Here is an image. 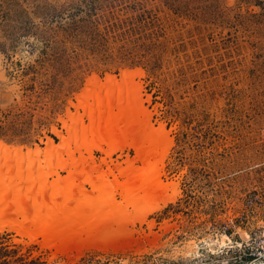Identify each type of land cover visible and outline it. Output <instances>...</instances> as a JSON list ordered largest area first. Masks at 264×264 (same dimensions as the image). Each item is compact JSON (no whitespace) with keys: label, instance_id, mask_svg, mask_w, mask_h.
Segmentation results:
<instances>
[{"label":"rangeland","instance_id":"374dc122","mask_svg":"<svg viewBox=\"0 0 264 264\" xmlns=\"http://www.w3.org/2000/svg\"><path fill=\"white\" fill-rule=\"evenodd\" d=\"M131 71L142 74L120 146L69 140L62 159L0 165L22 207L2 220L0 245L15 251L3 264H236L244 239L264 243V0H0V146L45 152L88 124L75 105L95 78ZM70 152L87 170L65 206L53 187ZM55 207L74 235L67 250L57 234L55 245L27 235ZM86 218L98 229L77 237Z\"/></svg>","mask_w":264,"mask_h":264},{"label":"bare ground","instance_id":"6f19581e","mask_svg":"<svg viewBox=\"0 0 264 264\" xmlns=\"http://www.w3.org/2000/svg\"><path fill=\"white\" fill-rule=\"evenodd\" d=\"M141 72L138 71H131V72H120V77H116V76H108L107 78H103V79H97L95 78L90 85L87 86L86 91L84 92L83 95H81L80 97H78V104L75 105V107L77 108L78 106H80L83 109V114L82 115H86L87 118L89 119L88 124L86 125H82L80 127V129H78L79 131H75L74 134L72 136L69 137H65L64 135H62L61 132L58 133L60 140V143L55 144L51 139L48 140V142H46V147H45V152H42L38 146L35 148L36 150L34 152L30 151V150H23V149H17V148H13V147H5V146H0V165H4L6 164L8 166V168L12 167L13 169V165L15 164H19L21 162H34L37 160H40L41 157H39L40 154H44V156L46 155V157L49 154H55L57 157L61 156V151L64 150L67 145H69L68 143L70 141L74 142V145H84V144H89L90 147H97L98 149L100 148V150L102 149L104 152L105 150L101 147V144L104 143L105 145H107L108 150H114V148H117V146L121 143L122 140L126 139L127 137H129L131 134V132L129 133V127L130 125L132 126V122L134 121L132 118L133 116V109H132V105L134 100L136 99L135 94H134V90L133 88H136V84L133 83L134 81V77L136 75H141ZM139 77V76H138ZM137 90V89H136ZM136 93V92H135ZM134 95V96H133ZM91 99V100H89ZM130 100H132V104H130ZM137 101V100H136ZM138 104V103H137ZM138 106V105H137ZM74 107V108H75ZM113 107H115L117 109V111H113ZM135 107V106H134ZM137 108V107H136ZM138 109V108H137ZM73 114V113H72ZM71 114V116H72ZM77 115V114H76ZM75 115V116H76ZM81 115V116H82ZM79 116V115H78ZM77 119V117H76ZM132 119V120H131ZM76 122V121H75ZM81 122V121H80ZM135 123V122H134ZM78 125V124H77ZM135 125V124H134ZM75 127V126H74ZM73 127V128H74ZM70 129V128H69ZM158 132V131H157ZM72 133V132H71ZM69 135V134H68ZM132 138V137H131ZM70 140V141H69ZM132 146L136 147L137 144H135V142L131 141ZM120 146V145H119ZM87 147V146H84ZM138 147V146H137ZM69 147H67L68 149ZM77 149V147H76ZM107 150V152L105 153H109ZM78 151V150H77ZM88 151V150H87ZM86 151V152H87ZM138 151V150H136ZM73 152V151H72ZM72 152H70V155L67 156V158L69 157L71 159L69 165L67 164V161L65 162L64 160V166L63 169H67L68 171V176H67V180L66 182H61V180L58 183H55V187H53V185L50 187L55 188V195H54V200H56V197H61L62 201L63 198H65V206H69L67 204V202H70L71 199H73L74 196H72V191L71 189L68 187L70 184V179L74 178L73 175L75 173H86L87 168L85 167L83 160L80 158H76L73 157ZM89 152V151H88ZM140 152V150H139ZM50 157V156H49ZM62 157V156H61ZM60 157V158H61ZM58 157V159H60ZM62 159V158H61ZM63 161L60 160V162L63 163ZM15 163V164H14ZM59 164V163H58ZM86 164V163H85ZM22 165V164H21ZM20 165V166H21ZM32 165V164H31ZM60 165V164H59ZM62 165V164H61ZM88 165V164H87ZM95 165V164H94ZM116 166V165H115ZM96 169L98 168L97 166ZM7 168V169H8ZM60 168V167H59ZM93 168V167H92ZM125 168V167H124ZM94 169V168H93ZM3 170V169H2ZM11 170V169H10ZM98 170V169H97ZM122 171V170H119ZM124 171V170H123ZM6 172V171H5ZM118 172V171H117ZM7 173V172H6ZM3 173V174H6ZM109 173H111L113 175L112 169L107 166V169L105 170H101L98 173V179L99 181H102L103 179H107V175H109ZM119 173V172H118ZM121 173V172H120ZM129 173V172H128ZM87 175H89L87 173ZM37 176V175H36ZM35 176V177H36ZM90 176V175H89ZM97 176V175H95ZM59 178V177H58ZM61 178V177H60ZM0 179H2L0 181V230L5 226L4 224V217H6L7 214H11L13 213L14 215H20L19 213H22V207L20 205V207L16 206L13 204V201L11 200H15L16 197L15 196H11L9 195L10 193L13 195L17 194V190L16 192L14 191H10V185L8 186V181L6 178H4V175L2 176L0 174ZM55 179V178H54ZM53 179V180H54ZM91 182L93 180L96 179H90ZM105 179V180H106ZM63 180V178H62ZM108 180V179H107ZM125 180V179H124ZM129 180V179H128ZM110 182V180H108ZM130 181V180H129ZM128 181V182H129ZM53 182V181H51ZM94 182V181H93ZM93 182L91 183L94 189H97V187L95 188ZM98 182V181H96ZM95 182V183H96ZM105 182V181H103ZM119 183V182H118ZM124 183V182H123ZM126 183V182H125ZM69 184V185H68ZM90 184V185H91ZM111 184V183H110ZM147 184V183H146ZM124 184H122L123 187ZM126 185V184H125ZM48 186V185H47ZM146 186V185H145ZM25 187V186H24ZM49 187V188H50ZM72 187V186H71ZM119 187H121V185H119ZM149 187V186H148ZM47 188V187H46ZM92 188V187H91ZM140 188V187H139ZM138 188V189H139ZM45 190V188H43ZM42 189V191H43ZM52 189V188H50ZM34 190V189H33ZM54 190V189H52ZM75 190V189H74ZM20 191V190H19ZM51 191V190H50ZM33 192V191H32ZM43 192H47L49 194V192L47 190L43 191ZM83 194H85L87 196H89V192H86L85 190L82 191ZM148 192V190H147ZM52 194H54L53 192H51ZM135 194V193H134ZM145 194V193H144ZM178 194V192H176L175 194H172L171 196H168L167 198H163L162 201L156 202L152 205V207L150 208V210H155L158 208H161L164 204H166L169 201H173L175 198V195ZM11 196V197H10ZM18 196V195H16ZM136 196V194H135ZM150 196V195H149ZM24 197V196H23ZM84 197V196H83ZM92 197V196H91ZM90 197V199H91ZM19 198V197H18ZM21 198V197H20ZM19 198V199H20ZM88 198V197H87ZM137 198V196H136ZM139 198V197H138ZM18 199V200H19ZM23 199V198H22ZM33 199V198H32ZM28 200V199H27ZM53 200V201H54ZM24 201V200H22ZM48 201V200H47ZM57 201V200H56ZM84 201V200H83ZM90 201V200H89ZM93 201V200H92ZM96 201V200H95ZM19 202V201H18ZM55 202V201H54ZM87 202V201H85ZM137 203V201H135ZM22 203V202H21ZM25 203V202H24ZM78 203V202H77ZM91 203V202H90ZM93 203V202H92ZM16 204V203H15ZM19 204V203H17ZM62 204V203H61ZM74 204V203H73ZM87 204V203H86ZM95 205V203H93ZM135 204V203H134ZM25 207L28 204H24ZM83 205V204H82ZM93 205V206H94ZM48 206V205H46ZM57 206V205H56ZM64 206V205H63ZM80 206V205H79ZM29 207V206H28ZM38 207V206H37ZM49 207V206H48ZM52 207V205H51ZM83 207V206H82ZM86 207V206H85ZM90 207V206H88ZM24 208V207H23ZM39 208V207H38ZM58 207L53 208L54 212H52V214H47V215H43V216H37L36 218H30V224L32 223L31 227L32 228H27V229H31V231L29 232L30 234L27 233L28 236L30 237H36L37 235H40L42 237V241L43 243L46 242H50V236L57 234L60 237H57L56 235V240L57 242H59L60 245L62 244H66L68 246H66V250L67 248L70 249L72 246V244H70L74 239L73 236L71 237L69 234L67 235L66 233L62 232L64 231V221L62 220L64 218L63 215H65L66 211L63 213L61 211V208L57 209ZM95 208V207H94ZM75 209V208H74ZM92 209V208H91ZM113 209V208H112ZM19 210V211H18ZM24 210V209H23ZM30 209H27V211ZM41 210V209H40ZM57 211V213L55 215H53V213H55ZM64 211V210H63ZM79 211V209H78ZM90 211V209H89ZM94 211V210H93ZM149 211V210H148ZM41 212V211H40ZM80 212V211H79ZM79 212H70L68 211V216L74 218V219H78V218H83L86 217L88 215L81 214ZM29 213V211L27 212ZM44 213L45 212H41ZM49 213V212H48ZM63 213V214H62ZM89 213H93V212H89ZM9 214V215H10ZM32 214V213H31ZM95 214V213H93ZM100 214V213H99ZM8 215V216H9ZM28 215V214H27ZM54 218H53V216ZM103 215V214H102ZM23 216H24V212H23ZM34 216V214L32 215ZM59 219H55L56 217ZM94 216V215H93ZM95 217V216H94ZM93 217V218H94ZM105 218L107 216H104ZM112 217V216H111ZM116 217V216H114ZM12 218V217H11ZM96 218V217H95ZM14 219V218H13ZM13 219H11L13 221ZM84 219V218H83ZM87 219V218H86ZM70 220V219H69ZM73 220V219H72ZM87 220H91V219H87ZM101 220V219H100ZM99 220V221H100ZM2 221V222H1ZM21 221V219H20ZM26 221V220H25ZM29 221V220H28ZM75 221V220H73ZM78 221V220H77ZM97 220H95L96 225H94V220L92 222L93 225L90 224L88 222V225L83 221L82 223H85L88 227L86 228H82L81 230L77 231L75 235H77V237L80 234H87L89 233L88 230H95L98 229L97 227ZM102 221V220H101ZM63 222V223H62ZM80 222V221H79ZM14 223V221H13ZM19 223V222H16ZM28 223V224H29ZM66 223V222H65ZM27 224V223H26ZM25 224V225H26ZM68 225V222L66 223ZM65 224V225H66ZM72 224V223H71ZM107 224V223H106ZM15 225V224H14ZM73 226H75L74 222L72 224ZM17 230L19 231L21 228H19L21 225H19V227L17 225H15ZM82 226V225H81ZM94 226V228H93ZM100 226V224H99ZM68 227V226H67ZM66 227V228H67ZM77 229L79 226H76ZM24 228V227H23ZM33 228L36 229V234L32 233L34 232ZM70 228V227H69ZM73 228V227H72ZM71 228V229H72ZM33 230V231H32ZM74 230V228H73ZM72 230V231H73ZM22 231V230H21ZM61 231V232H60ZM69 233V232H67ZM73 234V233H72ZM36 239V238H35ZM230 240V239H229ZM65 242V243H64ZM209 242V241H208ZM217 245H219L220 247L226 246L228 239H223V240H216ZM42 243V244H43ZM52 245H55V242H50ZM61 247V246H60ZM212 248V247H211ZM75 249V248H74ZM213 249V248H212ZM220 250V249H219ZM212 253V252H211ZM240 264H264V259L263 260H259V259H253V261L251 260H247L245 263H240Z\"/></svg>","mask_w":264,"mask_h":264},{"label":"built area","instance_id":"2783aa9c","mask_svg":"<svg viewBox=\"0 0 264 264\" xmlns=\"http://www.w3.org/2000/svg\"><path fill=\"white\" fill-rule=\"evenodd\" d=\"M248 240L249 239H244L241 244L237 245L236 255L234 256L236 264L242 262L245 259L251 261H253V259H264V243H259L257 246L252 245V243Z\"/></svg>","mask_w":264,"mask_h":264},{"label":"trees","instance_id":"16d2710c","mask_svg":"<svg viewBox=\"0 0 264 264\" xmlns=\"http://www.w3.org/2000/svg\"><path fill=\"white\" fill-rule=\"evenodd\" d=\"M15 251L13 250V249H7L6 247H5V245L4 244H1L0 245V258H1V256H3V255H6V254H9V253H14ZM21 257L20 256H17L16 257V259H20ZM7 261V259H6V257H3V258H1L0 259V264H3V263H5Z\"/></svg>","mask_w":264,"mask_h":264}]
</instances>
